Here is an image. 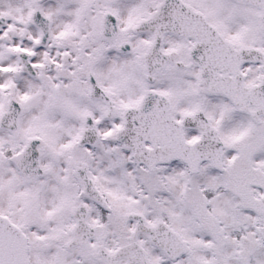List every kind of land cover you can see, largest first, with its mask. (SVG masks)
Listing matches in <instances>:
<instances>
[{"label":"snow or ice","instance_id":"obj_1","mask_svg":"<svg viewBox=\"0 0 264 264\" xmlns=\"http://www.w3.org/2000/svg\"><path fill=\"white\" fill-rule=\"evenodd\" d=\"M0 264H264V0H0Z\"/></svg>","mask_w":264,"mask_h":264}]
</instances>
